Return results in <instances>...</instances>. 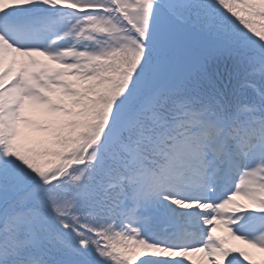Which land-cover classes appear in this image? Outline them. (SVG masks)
<instances>
[{"label":"snow or ice","instance_id":"6c2138e0","mask_svg":"<svg viewBox=\"0 0 264 264\" xmlns=\"http://www.w3.org/2000/svg\"><path fill=\"white\" fill-rule=\"evenodd\" d=\"M255 253L264 0H0V264Z\"/></svg>","mask_w":264,"mask_h":264},{"label":"rangeland","instance_id":"374dc122","mask_svg":"<svg viewBox=\"0 0 264 264\" xmlns=\"http://www.w3.org/2000/svg\"><path fill=\"white\" fill-rule=\"evenodd\" d=\"M33 135H35V134H33ZM38 136V135H37ZM244 247H246L245 245H243ZM243 246H241V244L239 243V245H238V247H243ZM251 251H254V250H251ZM255 255L257 256V257H260L261 255H264V254H260V253H255Z\"/></svg>","mask_w":264,"mask_h":264}]
</instances>
